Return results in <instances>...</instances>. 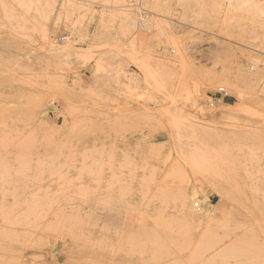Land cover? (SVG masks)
Wrapping results in <instances>:
<instances>
[{
    "label": "rangeland",
    "instance_id": "rangeland-1",
    "mask_svg": "<svg viewBox=\"0 0 264 264\" xmlns=\"http://www.w3.org/2000/svg\"><path fill=\"white\" fill-rule=\"evenodd\" d=\"M0 264H264V0H0Z\"/></svg>",
    "mask_w": 264,
    "mask_h": 264
},
{
    "label": "built area",
    "instance_id": "built-area-1",
    "mask_svg": "<svg viewBox=\"0 0 264 264\" xmlns=\"http://www.w3.org/2000/svg\"><path fill=\"white\" fill-rule=\"evenodd\" d=\"M140 1H141V0H140ZM194 206L197 207V208L199 207V206H198V203H195Z\"/></svg>",
    "mask_w": 264,
    "mask_h": 264
},
{
    "label": "bare ground",
    "instance_id": "bare-ground-1",
    "mask_svg": "<svg viewBox=\"0 0 264 264\" xmlns=\"http://www.w3.org/2000/svg\"><path fill=\"white\" fill-rule=\"evenodd\" d=\"M238 93H240V91Z\"/></svg>",
    "mask_w": 264,
    "mask_h": 264
}]
</instances>
